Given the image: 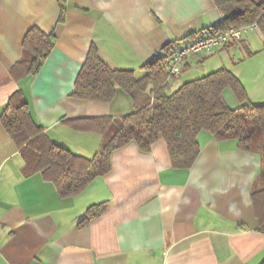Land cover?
I'll use <instances>...</instances> for the list:
<instances>
[{
	"label": "crops",
	"instance_id": "1",
	"mask_svg": "<svg viewBox=\"0 0 264 264\" xmlns=\"http://www.w3.org/2000/svg\"><path fill=\"white\" fill-rule=\"evenodd\" d=\"M222 18L214 0H0V117L11 98L24 99L55 142L93 156L104 133L88 129L89 120L118 119L137 104L121 87L109 102L72 95L90 48L110 67L142 76L166 45L178 48ZM32 27L53 32L56 42L37 72L20 76L13 68ZM240 40L189 56L170 89L226 66L264 104L262 34L252 29ZM244 42L256 53L244 56ZM227 96L235 101L232 90ZM198 141L190 168L172 165L164 140L147 152L130 142L114 151L108 174L63 196L27 167L0 118V264H261L264 231L252 188L264 159L208 130ZM101 202L103 213L80 224Z\"/></svg>",
	"mask_w": 264,
	"mask_h": 264
},
{
	"label": "trees",
	"instance_id": "2",
	"mask_svg": "<svg viewBox=\"0 0 264 264\" xmlns=\"http://www.w3.org/2000/svg\"><path fill=\"white\" fill-rule=\"evenodd\" d=\"M214 1L223 14L222 20L206 31L187 35L186 39L256 21L264 45V0ZM55 42L53 32L32 27L24 39L26 54L16 63L13 72L20 76L37 72ZM173 48V44H168L149 59L143 65L142 76L130 69L110 67L95 46L90 48L72 95L109 102L121 87L137 104L136 110L118 119L102 116L89 120L88 129L104 133L102 145L93 156L55 142L33 119L28 102L24 99L14 102L11 98L0 118L20 148L27 167L55 182L61 195L73 196L86 189L97 176L108 174L112 170L114 151L130 142L147 152L154 142L164 140L172 165L190 168L200 152L198 135L203 130L211 131L219 139L234 138L241 149L256 152L264 159V104L254 103L240 78L226 66L170 89L175 76L169 75L164 60ZM243 53L251 56L256 51L244 42ZM228 89L238 100L235 106L227 100ZM252 199L260 230L264 231V167L252 188ZM104 210V202L92 204L81 216L80 224L89 222Z\"/></svg>",
	"mask_w": 264,
	"mask_h": 264
},
{
	"label": "built area",
	"instance_id": "3",
	"mask_svg": "<svg viewBox=\"0 0 264 264\" xmlns=\"http://www.w3.org/2000/svg\"><path fill=\"white\" fill-rule=\"evenodd\" d=\"M257 28L258 23L255 21L240 26H230L216 33L188 40L180 47L170 51L164 60V67L170 76H177L189 56L217 50L230 42L239 40L249 30H255Z\"/></svg>",
	"mask_w": 264,
	"mask_h": 264
},
{
	"label": "rangeland",
	"instance_id": "4",
	"mask_svg": "<svg viewBox=\"0 0 264 264\" xmlns=\"http://www.w3.org/2000/svg\"><path fill=\"white\" fill-rule=\"evenodd\" d=\"M195 76H202V75H195ZM228 93H229V92H228ZM227 97H228V96H227ZM234 97H235V96H234ZM234 97H233V99H234L235 101L231 100L229 97L227 98L229 104L233 105V104H235V103L238 101V100L235 99ZM233 106H235V105H233Z\"/></svg>",
	"mask_w": 264,
	"mask_h": 264
}]
</instances>
